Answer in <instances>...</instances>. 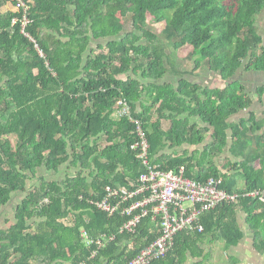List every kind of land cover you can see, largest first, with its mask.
I'll return each instance as SVG.
<instances>
[{"label":"trees","instance_id":"16d2710c","mask_svg":"<svg viewBox=\"0 0 264 264\" xmlns=\"http://www.w3.org/2000/svg\"><path fill=\"white\" fill-rule=\"evenodd\" d=\"M263 12L264 0H0V211L13 195H26L15 224L0 229V264H126L156 239L151 219L134 234H119L126 222L120 212L109 218L90 205L103 200L106 187H128L145 172L129 149L135 126L114 117L118 100L142 122L149 161L158 170L183 167L189 180L214 179L232 194L237 181L212 161L231 137L232 154L242 158L232 168L241 173L245 191L263 190L264 120L249 111L238 124L231 122L253 104L239 71L264 74L257 27ZM149 16L167 24L163 39L148 29ZM134 19L143 44L123 33ZM99 41L106 44L92 50ZM188 47L197 56L193 71L218 74L225 87L185 78L190 72L176 68L168 49ZM170 75L179 80L166 79ZM256 95L262 102L264 85ZM211 129L213 142L203 152L178 151L202 145ZM60 161L77 168L75 176L38 178L40 170L60 172ZM35 179L40 186L29 191ZM238 206L264 209L244 198L224 203L203 217L205 231L196 237L223 224L221 211L232 214ZM82 230L115 240L90 259L95 247L86 245ZM193 238L180 234L174 251L151 264H183Z\"/></svg>","mask_w":264,"mask_h":264},{"label":"built area","instance_id":"2783aa9c","mask_svg":"<svg viewBox=\"0 0 264 264\" xmlns=\"http://www.w3.org/2000/svg\"><path fill=\"white\" fill-rule=\"evenodd\" d=\"M21 7L24 5L21 4ZM28 24L25 18L24 26ZM114 117L128 118L135 126V139L129 149L136 154L145 172L136 181L129 183L128 187H106L103 200L90 202V205L109 218L120 212L126 222L118 231L119 234H134L145 219H151L152 224L158 225L156 239L141 248L126 264H151L166 258L174 251L176 238L180 234L203 233V217L224 203L237 204L244 198L259 201L264 206V189L230 194L221 190L220 182L214 179L205 183L189 180L185 177L183 167L180 172L158 170L149 161V145L143 124L131 117L128 104L118 100ZM81 237L88 247H95L90 259L96 258L100 250L115 240V235L106 234L91 238L85 230L81 231ZM129 248L132 249V246Z\"/></svg>","mask_w":264,"mask_h":264},{"label":"crops","instance_id":"0c3cea01","mask_svg":"<svg viewBox=\"0 0 264 264\" xmlns=\"http://www.w3.org/2000/svg\"><path fill=\"white\" fill-rule=\"evenodd\" d=\"M194 67L189 70V76L194 80L189 81L208 87L207 85H203V80L199 77L201 71L208 70L200 69L198 71H193ZM208 72L213 74L211 71ZM216 78L219 82L220 77L218 74ZM166 79L170 78L167 77ZM205 83L207 84V82ZM224 85L226 86L225 82ZM224 85L221 83L222 87L214 86V88H223L225 87ZM250 97L253 99V104H251L250 108L234 116L231 122L238 124L242 119L248 117L249 111H253L258 120H264V96L262 102H259V97L256 95V92L250 94ZM197 122L201 124L202 127L205 126L200 121ZM212 142L213 130L211 129L202 145L194 147L185 146L178 151L182 154L185 150H188L189 156H194L198 152L199 154L203 152L207 146H211ZM232 144L233 140H231L230 137L229 144L224 149L223 153L217 155L212 161L222 174L235 178L237 184L234 191L242 192L245 191V181L241 173L236 171L235 168H232L233 165L241 162L242 158L232 154ZM174 152L173 150L171 153ZM237 153H240V150H237ZM255 165L256 168L260 167L259 164ZM206 167H208V165ZM199 170L196 167V175ZM89 180L91 181V179ZM217 217L220 219L227 218L220 226L213 228L210 226L207 232L201 237H196V234H193L194 238L189 241V251L181 258L184 260V263L189 260V264H218L219 262L220 264H226V261L220 260L223 256L228 264H264V209H246L244 206H238L234 209L232 214L224 210L221 211ZM235 238H238L237 242L235 244L231 243V240L234 242L233 240H235ZM205 257H207V259Z\"/></svg>","mask_w":264,"mask_h":264},{"label":"rangeland","instance_id":"374dc122","mask_svg":"<svg viewBox=\"0 0 264 264\" xmlns=\"http://www.w3.org/2000/svg\"><path fill=\"white\" fill-rule=\"evenodd\" d=\"M167 24H158L156 20H154L152 17H148V29L152 32V34H156L158 37L162 38V33L166 29ZM257 27L259 30V34L263 38L264 42V12L262 15L258 18L257 22ZM124 32L125 34L129 35V37H138L142 38V32L141 29L138 28L136 25V21L131 20L127 24L124 25ZM121 37V36H120ZM118 40V39H115ZM144 40L143 38L141 39L140 44H143ZM98 44L105 45L106 41H99V42H93L91 44V49L96 50ZM193 49L192 48H183L180 49L179 51L175 52L173 48L168 49L169 54H173V64L178 68L179 70H191L195 66V60L197 59V56H194L193 54ZM209 71V70H208ZM208 71H199V77L203 80V85H207L208 87L214 88V86H221V83L224 85V82L219 78V82L217 81L218 79L216 78V75L210 74ZM212 75V76H210ZM186 78L188 80H194L191 76L187 75ZM170 79H173L178 81L179 78L171 77ZM217 79V80H216ZM237 79L241 80V82L246 86L247 92L249 94H254L256 92V88L258 86L264 85V74H259V72H245L243 70L239 71ZM207 82V84L205 83ZM226 84V83H225ZM225 86V85H224ZM157 119V118H156ZM165 128L169 129L171 126V123L169 121H165ZM13 141L15 143L16 139L13 137ZM63 164H58V172L57 174L53 173H48L45 170H40L38 173V178H43L47 181H56V182H62L65 180L66 176H75L77 172V168L71 167L70 164L67 162H62ZM87 176L90 178V171L85 172ZM40 186V181L39 179H35L32 182L28 183V190L32 191L34 189L39 188ZM242 192H233L232 194H242ZM231 194V193H230ZM25 194H16L13 195L11 203L3 208L0 211V229L2 230H7L9 229L13 224H15V211L17 207L21 204L22 200L25 198ZM72 222V221H71ZM72 224V223H69ZM182 258V257H181ZM207 259V257H205ZM222 261H226V264H228L227 260L223 258V256L220 258ZM184 264H189L188 262ZM220 264V262L218 263ZM223 264V263H222Z\"/></svg>","mask_w":264,"mask_h":264}]
</instances>
